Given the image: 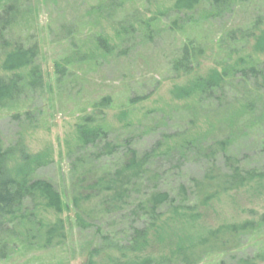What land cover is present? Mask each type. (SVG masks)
Wrapping results in <instances>:
<instances>
[{
  "label": "rangeland",
  "instance_id": "rangeland-1",
  "mask_svg": "<svg viewBox=\"0 0 264 264\" xmlns=\"http://www.w3.org/2000/svg\"><path fill=\"white\" fill-rule=\"evenodd\" d=\"M109 1L28 0L29 14L20 17L16 31L27 29L36 36L39 55L34 67L42 85L36 90L27 86L30 68L17 72L24 89L17 101L0 108V140L4 149L22 150L8 162L9 174L13 178L26 174L31 180L50 183L68 210L54 215L45 211L43 204L26 201L19 214L0 217V264H85L91 249L99 247L102 235L120 237L123 231L130 235L132 220L127 211L101 218L81 230L75 226L70 205L71 183L82 171L73 167L83 155L78 148L77 127L93 115L91 106L107 97L110 106L95 116L96 125L109 133L110 141L123 147L120 154L126 141L132 142L139 154L157 147L150 168L159 174V189L174 197L175 203L161 210L160 229L147 235V250L135 254L98 251V264H111L110 259L116 260L114 264H139L142 260L180 264L175 255L179 244L193 242L223 225L258 223L264 216V181L200 205L191 180L203 175L207 161L198 148L183 145L192 142L204 149L231 135L228 153L237 156L243 167L264 168V107L247 117L251 120L244 129H231L224 122L242 106L237 102L244 93L241 86L226 87L218 99L203 103L195 95L176 99V88L205 77L211 70L219 71L228 62L226 53L217 51L218 39L228 30L250 28L256 19L264 18V1L239 4L219 19H203L202 11L208 9L199 7L191 24L178 21L182 16L174 13L170 0H113L116 7L111 10ZM120 23L128 30L127 35L120 32L118 37L116 26ZM62 27H77L80 35L63 40ZM100 37L115 48L111 53L95 48L93 40ZM123 38L127 41H121ZM191 40L204 45L203 54L191 73L176 74V60L184 43ZM119 51L123 54L117 56ZM84 55L83 62L73 61L64 72L58 70L69 58ZM239 57L259 69L264 66V54L253 52L249 45ZM239 57L228 63H235ZM180 146H184L181 152L169 153ZM119 155L93 163L91 171H112L122 159ZM216 160L217 165L223 164L221 156ZM182 185L188 188V202L178 204ZM175 207L182 208L181 216L170 213ZM57 219L66 224L65 240L44 249L43 231ZM145 222L146 227L150 225ZM199 264H264V223L240 234L223 252H208Z\"/></svg>",
  "mask_w": 264,
  "mask_h": 264
},
{
  "label": "trees",
  "instance_id": "trees-1",
  "mask_svg": "<svg viewBox=\"0 0 264 264\" xmlns=\"http://www.w3.org/2000/svg\"><path fill=\"white\" fill-rule=\"evenodd\" d=\"M28 0H0V108L8 103L17 101L22 96L24 86L23 79L17 74L18 71L30 68V82L27 84L31 89L41 87V77L34 63L39 55L36 36L24 29L17 32L20 17L28 16ZM173 3L172 10L184 24L193 23L192 15L196 14L199 7L203 9V19H219L221 16L231 14L234 7L251 0H170ZM264 1V0H259ZM109 10L116 7L113 0L109 1ZM109 15V14H108ZM175 25V23H174ZM177 26V23H176ZM264 18L259 17L250 28L228 30L217 41V51L226 53V58L232 61L234 56L249 45L253 52L264 54ZM117 36L121 33L127 35L125 25L117 26ZM77 27H62L61 39L71 41L80 35ZM99 37V36H98ZM121 41H127L121 39ZM95 48L104 54L111 53L115 48L110 46L107 38L100 37L93 40ZM204 45L197 40L184 43L181 56L176 60L175 69L177 73L187 75L197 65V58L203 54ZM122 51L117 53L120 56ZM86 55L81 58L71 57L65 61V66H58L64 72L73 61L83 62ZM246 60L239 57L235 63L223 64L219 71L211 70L205 77H198L190 81L188 85L176 88V99H188L197 96L198 101H212L218 99L216 96L223 94L226 87L241 86L244 92L237 102L242 106L236 114L230 116L224 123L231 129L245 128L251 117L257 112L258 107H264V66L248 65ZM246 95V96H244ZM110 99L103 98L91 106L93 115L83 119V124L77 127V141L83 155L76 161L82 171L77 173L71 183L70 205L73 212L75 226L81 230L88 229L91 224L101 218L117 216L127 211L131 217L130 235L123 231L120 237L102 235L99 247L91 249L85 264H98L96 258L98 251H129L137 253L147 250V235L150 231L154 233L160 229V217L162 209H170L175 203V198L169 193L159 189V174L151 170L154 153L157 147L150 151L139 154L133 147L132 142L126 141L125 151L121 152L117 145L109 140V133L96 125L95 116H101L102 110L110 106ZM236 102V103H237ZM247 118L244 122L240 119ZM222 124V123H221ZM167 138H171L167 137ZM233 139L228 135L220 140L201 146H193L196 143H186L185 147L198 148L197 151L207 161L206 169L199 179L191 180L194 184L195 196L200 199V205L207 204L210 200L220 194L237 191L247 185L261 183L264 181V168L257 166L243 167L242 161L228 153ZM184 146L171 150L169 153L182 151ZM16 152V153H13ZM22 154V150L4 149L0 140V217L17 215L26 201L31 204L37 202L43 204L45 211H51L54 215H61L68 210L62 201L60 194L48 182L43 180H31L26 174L12 177L7 165L12 156ZM120 154V155H119ZM198 154V153H197ZM122 159L112 171H104L97 174L91 171L93 163L109 160L115 156ZM222 157L223 164L217 165L216 158ZM25 168L26 165H24ZM25 170V169H24ZM23 172V169L20 170ZM178 204L188 202V188L179 186ZM182 208L175 207L172 215L181 216ZM145 220L149 221L147 227ZM145 222V223H144ZM264 223V216L260 222L246 221L241 224L223 225L215 230L208 231L205 235L186 245L179 244L176 247V261L180 264H199L208 252L221 253L224 249L232 246L240 234L252 232ZM144 224V226H143ZM65 222L57 219L47 225L43 231L44 249H51L65 240ZM157 225V226H156ZM156 228V229H155ZM157 234V233H156ZM117 235V236H119ZM127 237V239L125 238ZM122 241L125 246L122 247ZM111 264L116 260L110 259ZM139 262V261H136ZM122 264V263H120ZM132 264V263H130ZM139 264H148L142 260Z\"/></svg>",
  "mask_w": 264,
  "mask_h": 264
}]
</instances>
